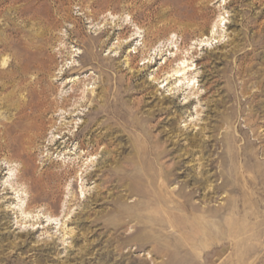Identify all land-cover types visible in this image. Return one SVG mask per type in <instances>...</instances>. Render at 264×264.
<instances>
[{
    "label": "rangeland",
    "instance_id": "obj_1",
    "mask_svg": "<svg viewBox=\"0 0 264 264\" xmlns=\"http://www.w3.org/2000/svg\"><path fill=\"white\" fill-rule=\"evenodd\" d=\"M184 1L0 0V264H165L167 256L149 252V245L118 246L120 230L103 226L120 219L117 206L156 213L154 205L133 206L145 198L128 193L129 179L101 183V170L108 168L147 179L155 166L139 158L153 145L166 151L160 166L175 164L170 189L191 187V175L203 172L200 165L218 185V173L228 167L219 165L227 137L238 146L255 140L244 123L250 115L261 139L243 150H255L264 173V0H207L206 27L182 31L176 19ZM38 45L47 59L42 72L34 63ZM8 69L25 87L41 78L49 99H67L63 110L52 105L43 115L22 151L4 139L9 129L13 136L19 131L10 106L18 92L15 87L7 95ZM96 104L105 107L98 116L92 113ZM93 122L99 126L92 129L107 133L106 149H98L93 163L90 157L70 163ZM80 126L79 137L68 139ZM209 159L216 162L212 168ZM12 169L59 176L32 194L25 191L31 182L22 185ZM249 190L254 198L246 205H223L240 198L224 188L193 195V202L213 211L187 212L183 234L168 231V255L179 264H264V191L259 197ZM118 197L123 203H114ZM136 223L130 221L120 237Z\"/></svg>",
    "mask_w": 264,
    "mask_h": 264
},
{
    "label": "bare ground",
    "instance_id": "obj_2",
    "mask_svg": "<svg viewBox=\"0 0 264 264\" xmlns=\"http://www.w3.org/2000/svg\"><path fill=\"white\" fill-rule=\"evenodd\" d=\"M206 3L208 4L207 0L184 1L183 5L181 6V11H179V16L176 19L179 26H181L182 31L203 30L206 27L208 23V6ZM224 18L225 17L219 18L217 22L221 23ZM217 22L213 24V27L216 26ZM173 37L174 35L171 37V40ZM182 48L184 49L185 45L181 46V49ZM184 50L187 52L188 48ZM35 52L36 54L38 53V56L34 61L36 64L35 67L37 68V71L42 72L45 69L47 59L44 57L41 45L35 46ZM184 63L185 60L180 59L179 64ZM172 71L174 73H179L180 71L184 72L185 69L183 67L182 69H173ZM6 75L7 83L10 84L11 87V90L9 89V93L7 94L9 98L12 97L15 87H17L16 92H18V102L15 104V102L11 101L10 106L12 105L17 111L19 131L17 135L13 136L9 129L4 135V139L8 147L19 148V150L22 151L25 150L24 143L27 141L26 138L30 139L31 135L34 134L36 130L41 128V118L43 115L47 113L52 105L57 106L59 110H63L66 106L67 99L66 97L62 98L61 101L49 99V96L47 95V86L45 85L46 82L41 78H35V87L27 88L25 87L21 77H18V80L14 77L12 69H8V74ZM67 96L72 98L74 93ZM82 98H84L83 95ZM104 111L105 107L102 104H96L92 109V113L96 116ZM254 122L255 120L251 119L250 115L244 120L245 125L253 130V136L255 140L250 141L248 138H246L244 139L243 146L237 145L238 140L235 137H232L229 140V138L225 136V138L227 137L228 139L227 144H225L226 160H221L219 165L221 168H224L225 166L228 167L218 173V177L221 179V182L218 185L216 184L212 186L210 181L211 176L208 174V169H205L204 165L199 164L203 172H198L195 175H191V187L186 186V184H181L177 186L176 189H170L169 185L172 181L171 177L176 176L177 174L174 172L175 164L160 166L159 160H161V156L165 157L166 151L161 148L158 149L157 146L154 145L151 147V150L146 153L148 154L147 157L139 158L141 162L149 161L155 166L153 174L148 172L146 173L147 179H144V174L130 177L124 173L121 174V170H115V168L101 170L102 184L109 183L114 180V178H117V180L121 182V185H124L126 178L129 179V183H125V185H127L128 193L132 195L141 194L142 198H145L141 201L136 200L133 203V206H136V208H140L142 210L150 208L151 205H154L156 208V213H142L141 211L138 213H133L127 212L124 209H120V206L115 207L116 211L120 213V219L116 222H106L103 224V226L112 228L114 233H117V231L120 230V232L115 235L118 239L123 240L120 242V244H118V246L123 244L125 247L130 245L131 247L134 246L135 249H142L143 247L149 245L151 247L149 252L155 251L158 254H164L167 256L165 264H179V260H177L175 257L176 255H171V257L168 255L170 253L166 243V239L169 235L168 231L171 230L173 233H176L178 237H180L184 232L182 230V223L184 218H186L187 212L191 213L196 210H200L202 212L213 211V209L209 207H200V203L193 202V195H195L197 192L200 193L201 190H210V188L213 190V192L217 189L224 188L228 192L231 191L233 193L240 194V198H231V200L229 198L223 205H246V202L249 200V198L251 200L254 198L252 197L249 189L253 190L254 194L261 197L260 193L264 191V173L262 170V161L256 158L255 150L248 152L243 150L245 148L251 147L256 143L257 140L261 139L252 128ZM63 125L65 124H62L61 126ZM94 125L99 126V123L93 122L88 126L87 131L83 134L84 136L89 134L87 142L85 143L84 140L78 141V149L81 152H78L77 157L73 158L70 163L74 164L76 159H81L82 157H90L89 162L93 163L96 158L92 159L91 157L98 154V149L100 147H103V150L106 149L104 137L107 135V133L96 132L95 129H92ZM15 127H17V125H15ZM82 130L83 127L80 126L78 130L74 134H71V137L68 139H77ZM193 142L194 141L192 139L190 142H188V144L192 145L194 144ZM208 162L209 163L206 165L210 166L211 168L216 163L211 159H209ZM23 165L26 166V163H23ZM87 169L88 166L86 167L85 171ZM13 170V175L15 176L16 180L18 179L22 185H26V181L31 182L30 185L26 186L25 191L32 194L33 192H36L37 188H47L48 184L51 182L50 180H55L56 177L59 176L58 172H50L45 170L43 174H34L33 177H30L25 170L20 171L17 169H12L11 171ZM125 170H127V168H124V171ZM249 170L250 173H248ZM77 172L78 170H74L75 175ZM205 172L206 175H204ZM226 174L228 175V178L225 177ZM198 175H200L199 178ZM141 180H145L144 184L139 182ZM200 195L203 197V199H205V192ZM255 200V203L260 202L258 198H255ZM113 201L115 204L123 203L122 198L119 197ZM172 208L175 211L169 213V210ZM171 215H173L172 220H170ZM202 218L203 219H201V222H204L205 218ZM132 220H136V224H138V226H133V229L130 230V232L124 233L123 237H120V234L122 233L121 231H124V228L128 229L127 225ZM227 223L229 224V221ZM140 264H148L147 259L142 260Z\"/></svg>",
    "mask_w": 264,
    "mask_h": 264
}]
</instances>
